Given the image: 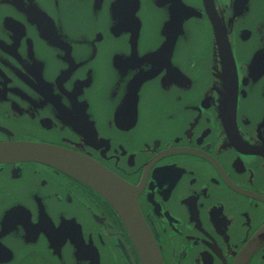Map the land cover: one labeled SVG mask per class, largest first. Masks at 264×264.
I'll return each mask as SVG.
<instances>
[{
    "label": "flooded vegetation",
    "instance_id": "obj_1",
    "mask_svg": "<svg viewBox=\"0 0 264 264\" xmlns=\"http://www.w3.org/2000/svg\"><path fill=\"white\" fill-rule=\"evenodd\" d=\"M9 142L126 182L162 264H264V0H0ZM0 264L143 263L98 193L25 160L0 162Z\"/></svg>",
    "mask_w": 264,
    "mask_h": 264
},
{
    "label": "water",
    "instance_id": "obj_2",
    "mask_svg": "<svg viewBox=\"0 0 264 264\" xmlns=\"http://www.w3.org/2000/svg\"><path fill=\"white\" fill-rule=\"evenodd\" d=\"M217 41L221 52L225 54L223 48L228 49V46L222 45L219 35ZM25 160L52 165L98 193L121 217L127 232L132 236L142 263L162 264L141 217L135 191L126 182L96 161L73 151L35 142L0 144V162Z\"/></svg>",
    "mask_w": 264,
    "mask_h": 264
}]
</instances>
